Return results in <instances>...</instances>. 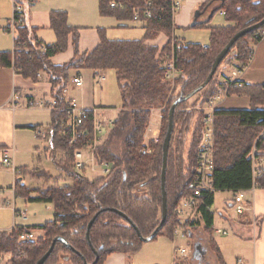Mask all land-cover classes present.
Here are the masks:
<instances>
[{"label":"trees","instance_id":"16d2710c","mask_svg":"<svg viewBox=\"0 0 264 264\" xmlns=\"http://www.w3.org/2000/svg\"><path fill=\"white\" fill-rule=\"evenodd\" d=\"M35 1L18 0L25 8ZM147 3L157 19L146 20L140 14L139 21L144 24L141 40L110 41L103 30H98L99 44L90 53L78 56L79 29L67 24L66 12L54 11L49 16V28L56 38L54 44L43 45L37 39L35 29L22 25L17 28L16 38L13 39V50L0 53V68H12L14 64V72L33 83L38 81V74L47 75L51 85L50 96L56 103V109L50 114L49 146L51 152L63 153L65 157L56 161L55 155H52V162L55 169L71 182V185L61 187H43L36 191L37 198L31 199L21 180H16L15 197L19 195L30 202L51 204L53 220L37 229L22 228L42 231L43 236L35 242L20 243L18 237L21 230H13L9 234L0 232V254H11V264H36L56 237L66 240L73 251L56 244L45 264H92L95 253L98 256L96 264H103L111 254L134 255L138 252L143 244L138 234L147 238L161 221V147L171 106L179 97L190 94L204 83L213 61L237 32L264 18V0H221L213 14L224 12L225 21L230 26L210 29L209 44L202 48L175 41L171 0H98V13L103 18L131 22L132 11L142 10ZM110 4L115 7L111 8ZM256 33L257 30L240 38L218 68L224 61L223 69L231 67L234 62L239 65L238 68L246 66L250 45L259 43L254 41ZM160 34L165 35L168 41L158 57V49L147 46L145 42ZM69 35L73 38L74 58L63 66H52L50 58L66 51ZM41 47L45 48L44 52L40 50ZM18 49L22 51L17 52ZM24 49L28 51L27 54ZM171 60L178 72L172 89L164 81L165 65ZM77 68L92 71L94 79L104 72L112 71L121 101L120 111L110 132L94 149L95 159L99 163L105 161L110 164L111 171L106 177L93 181L76 171L73 158L75 149L92 144L91 122L86 123V137L76 144L70 145V139L62 134L66 121L62 111L65 106L63 92L69 84L70 71ZM218 68L209 84L200 92L199 105L187 109V102H184L177 105L174 112L165 174L166 220L155 239L162 232L172 237L179 226L187 229V238H191L195 230L194 223L180 225L175 211L191 195L187 185L192 180L203 133L200 108L215 95L216 76L220 72ZM250 97L252 102H261L263 94H252ZM161 108L164 111L160 138L157 143H150L151 153L143 155L142 152L147 150L143 137L151 111ZM193 120L195 126L184 159L182 138ZM214 135L212 187L215 192L237 193L253 188L264 189V170L258 173L253 170L255 160L262 158L258 153L264 151V111L254 107L248 111H216ZM43 176L50 179L43 174L39 178ZM213 195L203 196L199 213L205 224L210 251L218 264H224L218 247L211 239L213 214L208 209L213 204ZM113 211L124 215L137 231ZM96 214L98 216L90 228L87 242L86 228ZM174 264L181 262L174 261Z\"/></svg>","mask_w":264,"mask_h":264},{"label":"crops","instance_id":"0c3cea01","mask_svg":"<svg viewBox=\"0 0 264 264\" xmlns=\"http://www.w3.org/2000/svg\"><path fill=\"white\" fill-rule=\"evenodd\" d=\"M220 1L221 0H181L180 7L176 12L173 13L172 18L173 37L175 41L182 45H188L176 35V32L179 30L185 31L188 29L199 28L207 29L209 31L210 37V29L217 28V26H210L211 21L215 17V14H212L211 16L210 14L214 13L215 9L219 7ZM205 5L208 6L202 9ZM68 7L75 8L76 6H65L64 1L61 0H36L33 5H29L28 13L26 12L27 9H24V25L35 29V35L37 39L43 45L49 46L54 44L56 41L54 33L49 28V16L54 11L66 12L67 24L72 28L79 29L77 44L79 54L78 56L85 53H90L99 44L100 38L98 35V30H103L105 37H107L106 31L108 30H115L117 28L119 31L124 30V32H131V29L137 30L136 27L139 26V32L143 33L144 35V24L140 21L134 22L132 20L131 22H119L113 18L100 17L98 13V0H95L94 12H96L95 16L99 15L101 18V20H99V25H105V27L101 26V28H82L83 26H80L81 24L77 22L81 18L75 21L72 20V12ZM77 8L80 10L83 9L82 7L79 8V6ZM85 9L87 8L85 7ZM197 11L203 12L197 20L200 24L198 27L191 28L190 25L192 24L194 13ZM25 13H27V15H25ZM222 13L223 12H219L220 16L224 18ZM92 16L95 17L94 14H92ZM83 19L86 18L83 17ZM103 21L107 23L104 24ZM228 26H230V24L225 22L224 27ZM218 27L220 28V26ZM48 30L53 33V39L51 40H47L43 36V34H47L45 32ZM126 39L128 38L108 40L137 41ZM167 41L168 38L165 35L160 34L155 39L146 41L145 44L147 46L156 47L159 51L157 55L159 57L160 51L166 45ZM199 46L202 48L207 47L202 45ZM250 47V50L253 51L252 56L249 59V62L246 64L244 72L238 78V81L242 83L243 87L237 88L234 85L230 86L225 97L216 101L213 109L214 113L216 111H248L252 107H254L256 110L264 111V39L257 44H251ZM2 52L7 51L0 50V53ZM73 58V38L71 35H69L67 38L66 51L50 58V63L54 67H60L70 63ZM238 66L239 65L234 62L231 67H228L218 73L216 76V90L222 86L224 80L228 78L232 71L238 68ZM82 72L83 70L79 68L70 71V80L73 77L79 76L82 79V86L80 88H76L71 83L68 84L67 88L63 92L65 100L74 99L78 102V100L74 96L71 97L72 95L70 94L74 90L83 89L85 80L82 78ZM104 73H102L97 78V85L99 86H101V82L104 79ZM92 78L94 79L93 72ZM99 78L102 80L98 83ZM50 90L51 85L49 79L44 73L38 74V81L33 83L30 80L24 79L22 76L16 74L12 68H0V163L2 162L1 151L6 148L13 149L12 157L14 163V157L17 153L16 145L19 141L24 140L25 134H31L33 141L34 139L37 141V139L34 138V130L43 128L39 119L40 117L37 114L41 112H49V114H51L52 112V110L49 108V102L52 100L50 96ZM261 93L263 94L261 102L251 101L250 96L252 94L259 96ZM40 100L44 101V107L42 108L36 106L37 102ZM31 103H33V106H30ZM78 103L81 106V102ZM83 108L86 110H91L97 107H95L94 103L91 102L89 105H83ZM100 109L105 115L106 109L101 107ZM119 111L120 109L117 111V114ZM108 119L113 120L111 118ZM47 131L49 132V130ZM258 154L261 155L262 158L255 160L253 164V170L255 173H258L260 170H264V151H261ZM16 172L17 171L15 168V177ZM1 190L4 191L3 189ZM5 193L6 191H4V194H2V198ZM216 193H224L229 196V200H227L228 202L226 204L227 210L213 212L214 196ZM234 194L235 193L232 192L214 193L213 204L210 208L213 214L211 239L218 247L224 264H264V189L253 188L249 191H246L245 198L243 200V208L241 209H238L237 205H235L233 202ZM9 199L10 197L3 198L2 206H5V202L9 201ZM229 211H233L234 214L229 215L227 213ZM15 223L16 221L13 222L12 228L9 232L4 233L9 234L14 228H26L16 227ZM189 223H194L193 227L195 229L192 232V234H194L193 237L190 238L191 241H203V237L197 238V235L200 236L201 233L205 234L206 229L205 224L201 219V214L194 216L192 221ZM217 231H220L221 233H217ZM223 232H225L226 235H223ZM34 234L37 238L43 236V233L41 236H38L35 232ZM214 236L215 238H219L218 241L215 240ZM205 241H208V238ZM132 260L133 256L131 255L115 253L109 255L103 264H132ZM229 260L231 263H229Z\"/></svg>","mask_w":264,"mask_h":264},{"label":"rangeland","instance_id":"374dc122","mask_svg":"<svg viewBox=\"0 0 264 264\" xmlns=\"http://www.w3.org/2000/svg\"><path fill=\"white\" fill-rule=\"evenodd\" d=\"M64 1L65 6H76L68 7L72 12V20L80 19L79 24L83 26L82 28H101L99 25L101 18L94 12L95 0H61ZM45 4V3H44ZM41 5V4H38ZM82 7L80 10L77 7ZM85 7L87 9H85ZM27 9V13L29 8ZM92 9V10H91ZM86 10V11H85ZM25 13V15H27ZM196 13V12H195ZM194 13V14H195ZM94 14L95 17L92 16ZM13 8L11 0H0V50H5L11 52L13 50V36L7 32L8 26L12 21ZM86 18V19H83ZM225 19L222 18L219 12L215 13V17L211 21L210 26H220V28L225 26ZM103 23H107L103 21ZM102 27V28H104ZM107 28V27H106ZM137 30L131 29V32H124V30H108L106 31L108 39L119 40V38H128L126 40H141L143 38V33L139 32V26L136 27ZM126 31V30H125ZM43 34L45 39H53V33L51 31L45 32ZM179 39L183 40L184 43L188 45H202L208 46L209 44V31L207 29H188L185 31L179 30L176 32ZM139 38V39H138ZM166 59L165 61H167ZM225 62V61H224ZM218 68V72L224 70L223 64ZM75 70V69H73ZM82 78L85 80V85L82 90H74L70 95L75 97L78 102H81V106L89 105L91 102L97 108L106 109V117L113 120L117 117V111L121 107L120 95L118 86L114 73L112 71H107L103 74L104 79L101 82V86L97 85V78H92V72L90 70L82 69ZM71 82L69 81V84ZM174 82L167 83L172 89L174 87ZM201 93L199 92L189 101H187L185 107L191 109L193 106L199 105V98H201ZM83 104V105H82ZM203 107V106H202ZM201 107V108H202ZM163 108L155 109L151 111L150 121L145 129V134L143 137V144L147 148V155L151 153L149 149L150 143H157L161 135L162 126V112ZM40 118V122L43 126V130L47 131L49 128L50 114L49 112H41L37 114ZM203 115V114H202ZM197 120V116H195ZM195 120L191 122L190 127L182 138L183 154L184 159L186 158V151L189 148L191 141V134L195 126ZM194 124V125H193ZM103 129L102 133L97 137L100 143L106 138L109 130ZM34 137V135H33ZM35 138V137H34ZM17 153L14 157V167L15 172L12 168H6L0 163V188L6 191L3 198L10 197L9 189L15 185L16 180H21L23 188L28 191V197L31 199L37 198V190L45 187L54 188L61 187L65 185H71V182L60 172H58L52 162V155L56 161L63 160L64 154L56 152L55 154L48 150L47 141L37 139V141L32 139L31 134H25L23 141H19L16 145ZM86 155V153H84ZM46 175L50 179H45ZM83 176L89 180H95L97 178L105 177L101 174V170L97 169L96 173L90 174L83 173ZM2 198V199H3ZM229 196L224 193H216L214 196V206L213 212H219L226 209V204ZM4 205V204H3ZM15 210L16 211H27L28 219L25 222L16 221V227H26V228H39L53 220V206L44 202L32 201L30 202L27 198L16 196L15 199ZM229 215L234 214L233 211L227 212ZM14 222V212L13 208L9 206L0 207V232H9L12 228ZM175 231V230H174ZM38 236L42 235V231H34ZM174 233V232H173ZM194 234V233H193ZM192 234V237H193ZM203 237L204 240L191 241L190 238L186 239H175V237H168L163 232L151 242L143 243L138 252L133 256L132 264H174V261L181 262V264H218L216 262V257L210 251L208 246V241L206 235L201 233L197 238ZM215 238V236H214ZM219 238H215L218 241ZM199 245L195 247L194 245ZM185 246L189 251L186 257H181L176 254L177 247ZM202 253V254H201ZM201 254V255H200ZM200 255V259L194 258ZM229 263L230 260H229Z\"/></svg>","mask_w":264,"mask_h":264},{"label":"built area","instance_id":"2783aa9c","mask_svg":"<svg viewBox=\"0 0 264 264\" xmlns=\"http://www.w3.org/2000/svg\"><path fill=\"white\" fill-rule=\"evenodd\" d=\"M12 8H13V17L12 21L8 26L7 32L11 33L13 39L16 38V31L18 27L24 25V9L25 7L22 4H19L18 0H11ZM181 4V0H171L170 11L173 14L176 12ZM111 8H114V4H110ZM132 20L134 22H138L140 19V14L146 20L149 19H157V16L154 14L149 3L145 5L142 10L134 9L132 11ZM223 15L224 12L222 13ZM264 39V29H258L257 33L254 35V41L260 42ZM40 50L42 52L45 51L44 47H41ZM21 52V49H18L17 52ZM25 54L28 53L26 49L23 50ZM253 51L251 50L249 53V59L252 56ZM13 60L15 58L13 57ZM12 69L15 71L14 64L12 65ZM245 66L240 68H236L232 71L230 76L226 78L222 84L216 91L215 95L210 98L207 103L200 108L202 112V139L198 149L197 158H196V166L192 176L191 182L187 185V190L191 193L190 197L183 200L177 210L175 211L177 221L180 225H184L187 222L192 221V218L199 213V209L202 205L203 196L205 194H214L215 190L212 187V174L214 169V147H215V135H214V106L216 101L225 97L228 88L232 85L237 88H242L243 85L238 78L244 72ZM178 76V72L174 68L172 60L165 65V76L164 81L167 83L174 82ZM102 79H98V83ZM71 84L80 88L82 86V79L79 76L73 77L70 80ZM65 106L62 111L65 114L66 121L63 126L62 134L67 136L70 139V145L76 144L78 141L83 140L86 137L87 129L86 123L88 121L91 122V129L93 134L92 144L87 147L77 148L73 152L75 169L79 173H84L86 171L89 173H96L97 169L101 170V174L103 176H107L111 171V166L105 161L98 162L94 157V149L99 145V140L97 137L102 133L103 129H108L113 126L114 120L108 119L100 108H93L91 110H86L74 99L65 100ZM33 106V103L30 104ZM37 107H44V101L40 100L36 104ZM49 108L53 111L56 109V103L54 100L49 102ZM34 135L36 139H41L47 141L48 150H50L49 140L50 135L48 131H43L42 129H35ZM148 151L145 150L142 152L145 155ZM86 153V155H84ZM2 159L1 163L6 168H12L13 172H15L14 163H13V149L6 148L1 151ZM10 199L5 202V206H9L13 208L14 212V221L25 222L28 219V212L25 211H16L15 210V188L12 186L9 189ZM246 192H237L234 194L233 202L237 205L238 209L243 208V200L245 198ZM2 194L4 191L0 189V207H2ZM210 210V208L208 209ZM211 212V210H210ZM13 230H21L18 241L20 243L25 242H35L37 241V237L35 236L33 231L22 230V228H14ZM217 233H221L217 231ZM223 235H226L223 232ZM175 239H186L187 238V229L179 226L173 233L172 238ZM176 254L181 257H186L189 254V251L185 246L177 247ZM11 254L9 253H1L0 254V264H11Z\"/></svg>","mask_w":264,"mask_h":264},{"label":"water","instance_id":"95a60500","mask_svg":"<svg viewBox=\"0 0 264 264\" xmlns=\"http://www.w3.org/2000/svg\"><path fill=\"white\" fill-rule=\"evenodd\" d=\"M203 12H199L197 11L194 14V18L192 21V24L190 25L191 28H194L196 26H198L200 23L197 21L198 18L200 17V15ZM213 13L210 14V16ZM264 26V18L257 24L251 25L246 27L245 29L237 32L232 39L227 43V45L222 49V51L218 54V56L215 58V60L213 61L212 65H211V69L210 72L207 76V78L205 79L204 83H202L198 88H196L194 91H192L190 94L186 95V96H181L179 97L171 106L169 112H168V126H167V130H166V134L165 137L163 139V143H162V168H161V174H160V187H161V196H162V213H161V221L158 225V227L152 232V234L150 236H148L147 238H143L138 234V238L139 241L141 243H148L151 242L152 240L155 239V237L157 236V234L159 233V231L162 229L165 220H166V194H165V174H166V168H167V160H168V150H169V145H170V140H171V135H172V131H173V115L174 112L176 110L177 105L187 102L189 101L191 98H193L195 95H197L199 92H201L211 81V79L213 78L218 66L221 64V62L223 61V59L226 57V55L228 54V52L231 50V48L233 47V45L242 37H244L247 34H250L260 28H262ZM103 211H100V213ZM115 212L118 216H120L121 218H123L127 223H129L131 225V227L137 231V228L132 224V222L130 220H128L124 215H122L119 212L113 211ZM99 214V213H98ZM98 214H96L88 223L87 228H86V240L87 242H89V231L90 228L92 227L94 221L96 220ZM56 244H60L63 247H65L66 249H68L69 251H73L72 247L68 244V242H66V240L56 237L52 240L51 245L49 247V249L47 250V252L36 262V264H45V262L48 260L49 256L52 254L54 247ZM195 247L199 248V245L195 244ZM200 249V248H199ZM202 254V253H201ZM200 254V255H201ZM199 256L196 255V257L194 256V258L196 259H200ZM98 261V256L95 253V260L92 264H96ZM87 264V263H84Z\"/></svg>","mask_w":264,"mask_h":264}]
</instances>
